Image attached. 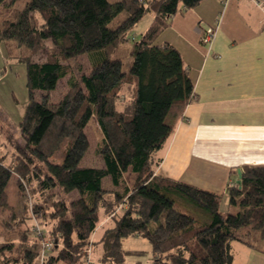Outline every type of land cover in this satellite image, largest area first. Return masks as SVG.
<instances>
[{
    "label": "trees",
    "instance_id": "16d2710c",
    "mask_svg": "<svg viewBox=\"0 0 264 264\" xmlns=\"http://www.w3.org/2000/svg\"><path fill=\"white\" fill-rule=\"evenodd\" d=\"M200 1L0 0V45L6 61L24 65L27 89L18 136L4 129L0 115V210L9 212L10 229L0 264H35L34 220L53 243L43 264H87L88 247L92 264H122L123 241L137 237L149 243L153 264H232L234 243L254 248L264 241V165L240 167L227 187L235 214L220 212L222 196L155 176L158 153L194 96L178 51L155 41L173 16ZM148 13L152 21L129 57L112 59ZM48 41L44 60L35 62ZM86 54L89 72L78 77L80 66L69 61ZM64 77L67 91L53 103L50 93ZM89 123L100 133L96 167L80 165L90 147ZM12 176L17 207L6 192ZM172 195L211 221L178 211ZM104 218L109 227L91 241Z\"/></svg>",
    "mask_w": 264,
    "mask_h": 264
},
{
    "label": "crops",
    "instance_id": "0c3cea01",
    "mask_svg": "<svg viewBox=\"0 0 264 264\" xmlns=\"http://www.w3.org/2000/svg\"><path fill=\"white\" fill-rule=\"evenodd\" d=\"M210 28L214 36L203 43ZM155 43L178 51L194 94L158 153L155 176L227 198L240 167L264 165V12L251 0H201L173 16ZM106 224L102 219L98 229ZM237 244L232 264H264V241Z\"/></svg>",
    "mask_w": 264,
    "mask_h": 264
},
{
    "label": "rangeland",
    "instance_id": "374dc122",
    "mask_svg": "<svg viewBox=\"0 0 264 264\" xmlns=\"http://www.w3.org/2000/svg\"><path fill=\"white\" fill-rule=\"evenodd\" d=\"M26 0H23L25 2ZM112 1V0H110ZM21 4V3H19ZM23 5V4H22ZM20 5V7H22ZM124 17L123 14L119 15L118 20H121ZM152 19V15L150 13L144 15L131 29L128 34V40L119 45L118 50L112 55V59H121L126 60L129 57L131 50L133 49L134 43L139 39L140 35L147 28V25ZM46 47L40 50L36 55L33 56V60L35 62H39L44 60L46 55V50L50 47V42L48 41L45 45ZM2 53L4 54V50L2 49ZM5 56V54H4ZM90 55H82L77 57L76 59L70 60L69 64L74 68L75 66H80V70L76 71L78 77L83 74H87L90 69L89 65ZM5 68V72L1 75L0 72V115L5 118L6 125H4V129L6 131L11 132L15 136H18V127L16 125L17 115L21 113L27 99V89H26V76H25V67L23 64L14 62V61H6L5 58H0V70ZM67 79L68 77H64L60 79L55 87V89L50 93L51 102L57 103L63 95L67 91ZM1 125V124H0ZM86 133L88 135V139L90 142V147L85 155V157L80 162L81 166L86 167H96L101 165L102 160L98 157L94 150L97 146L98 140L100 139V133L97 126L93 123H89L86 128ZM2 137L0 138V142H2ZM3 153V148L0 146V154ZM9 203L13 207L19 206L20 203V195L19 190L16 186V178L12 176L10 181L8 182L7 189ZM74 197L69 196L67 199ZM174 207L195 219L198 223L207 224L211 221V216L208 212L198 208L196 205L192 204L188 200L183 197L172 195ZM219 210L222 213H230L235 214L239 211L237 206H231L228 203V199L224 197L222 198ZM9 217V212L7 210H0V243L7 242L8 238V229L5 225V220ZM29 224V221L27 222ZM109 227L106 224L103 228L98 229L92 235V238L96 241L99 240L104 229ZM244 229L242 232H244ZM238 245V244H237ZM236 246V244H235ZM122 252L125 250H136L138 253L136 255L130 253H123V262L122 264H152V255L150 251L149 243L143 238H128L125 239L122 243Z\"/></svg>",
    "mask_w": 264,
    "mask_h": 264
},
{
    "label": "built area",
    "instance_id": "2783aa9c",
    "mask_svg": "<svg viewBox=\"0 0 264 264\" xmlns=\"http://www.w3.org/2000/svg\"><path fill=\"white\" fill-rule=\"evenodd\" d=\"M260 10L264 12V0H251ZM214 36V30L212 28L207 29L203 36H202V42L203 43H208ZM35 221V220H34ZM33 221V225L31 228L32 236L33 237H38L39 239V253L38 257L35 261V264H43L45 258L51 253L53 243L48 240L46 237L45 233L41 230L39 225ZM42 237V238H41ZM87 256H86V263L87 264H92L93 259L91 257L92 251L91 247H88L86 250Z\"/></svg>",
    "mask_w": 264,
    "mask_h": 264
}]
</instances>
